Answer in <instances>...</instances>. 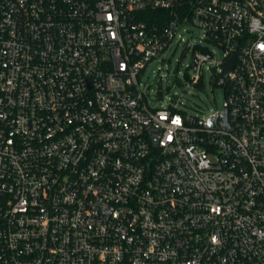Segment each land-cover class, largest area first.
Here are the masks:
<instances>
[{"label":"built area","instance_id":"1","mask_svg":"<svg viewBox=\"0 0 264 264\" xmlns=\"http://www.w3.org/2000/svg\"><path fill=\"white\" fill-rule=\"evenodd\" d=\"M186 23L208 116L142 83ZM0 264H264V0H0Z\"/></svg>","mask_w":264,"mask_h":264},{"label":"rangeland","instance_id":"2","mask_svg":"<svg viewBox=\"0 0 264 264\" xmlns=\"http://www.w3.org/2000/svg\"><path fill=\"white\" fill-rule=\"evenodd\" d=\"M202 43L213 49L214 59H220L222 50L203 37L201 30L193 23L180 27L170 47L151 62L142 77L143 85L157 103V94L165 100L173 99L187 114L208 116L222 107L223 90L216 85L218 76L213 75L208 64L204 65L198 85L191 82L197 72L193 65L194 52L187 46ZM160 105V103L158 102Z\"/></svg>","mask_w":264,"mask_h":264},{"label":"water","instance_id":"3","mask_svg":"<svg viewBox=\"0 0 264 264\" xmlns=\"http://www.w3.org/2000/svg\"><path fill=\"white\" fill-rule=\"evenodd\" d=\"M234 59H235V56H233L230 60H228L227 62H225L223 64V69H224V72L225 73L228 69H230L231 67H233V63H234ZM216 71V68H213V72Z\"/></svg>","mask_w":264,"mask_h":264}]
</instances>
